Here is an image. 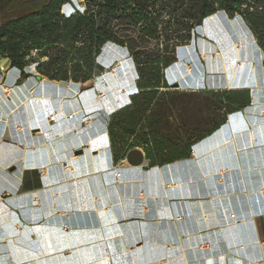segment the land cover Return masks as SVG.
Returning a JSON list of instances; mask_svg holds the SVG:
<instances>
[{"label": "crops", "instance_id": "crops-1", "mask_svg": "<svg viewBox=\"0 0 264 264\" xmlns=\"http://www.w3.org/2000/svg\"><path fill=\"white\" fill-rule=\"evenodd\" d=\"M215 15L237 21L253 40L247 47L239 43L244 53L238 51L232 65L251 64L256 86L245 89L250 101L244 109L174 162L170 146L156 151L159 159L152 162L140 144L146 161L139 167L126 163L129 151L116 152L105 115L128 107L129 97L118 92L92 111L88 83H72L77 93L67 89L56 97L62 87L43 83L35 66L26 80L11 71L10 85L21 81L27 92L32 82L42 83L43 94L28 105L0 104V264H264V115L253 96L264 89V54L240 16ZM202 31L197 39L214 42L217 51L237 39L220 30L213 40L205 23ZM196 40V58L212 53ZM177 57L164 70L169 84L234 87V74L210 72L205 59L199 60L201 83L187 78L185 87V72L173 71L182 63L179 51ZM52 114L61 122H50ZM233 114L240 115L242 130L229 121ZM79 149L83 155L75 154Z\"/></svg>", "mask_w": 264, "mask_h": 264}, {"label": "trees", "instance_id": "trees-1", "mask_svg": "<svg viewBox=\"0 0 264 264\" xmlns=\"http://www.w3.org/2000/svg\"><path fill=\"white\" fill-rule=\"evenodd\" d=\"M162 1L85 0L83 11L76 10L67 17L62 14V8L71 0H0L2 19L18 17L0 28V56L10 61V67L21 74V80L30 77L27 68L37 65L40 78L64 85L87 84L100 75L98 59L106 45L126 48L137 70L136 86L142 92L134 95L131 105L115 117L118 120L114 119L111 125L113 142L123 140V151L143 144L147 159L152 162L159 159L156 151L170 146V162H174L187 157L191 146L226 123L230 113L244 109L250 94L248 91L219 93V105L225 110L222 120L189 140L180 137L178 131L174 138L162 134L156 139V126L161 123L146 114L154 95L167 86L164 70L177 62L179 47L202 36L204 20L219 12L226 13L230 19L240 16L264 54V0H168L169 21L162 18L167 7ZM158 2L162 5L160 9H156ZM181 8L185 16L182 18L187 22L183 23L185 34L182 35L176 30L180 26L176 20ZM154 41L159 44L150 48V42ZM167 44H170V59L159 53V46L163 53L169 50ZM33 53L38 59L33 58ZM140 100L145 104L141 105ZM144 130L147 132L141 134ZM115 132L122 135L117 137Z\"/></svg>", "mask_w": 264, "mask_h": 264}, {"label": "rangeland", "instance_id": "rangeland-1", "mask_svg": "<svg viewBox=\"0 0 264 264\" xmlns=\"http://www.w3.org/2000/svg\"><path fill=\"white\" fill-rule=\"evenodd\" d=\"M162 2H163V5L164 4L167 5L165 13L162 14V18L165 21H169L170 20V1L163 0ZM84 3H85V0H71L69 4L65 5L62 8V14L69 17L76 10L83 11L85 9ZM160 8H162V5L160 4V2H158V7L156 9H160ZM213 16H217V15H213ZM182 17H185L183 8H181L178 11V18L176 20L180 23V26L178 28L176 27V30L180 31L179 33L180 35L185 34L183 23L184 25L185 23H187L186 20ZM229 22H237V21H229ZM202 34H203V31H202ZM228 37L230 38V36ZM242 40H241L242 43L243 42L249 43V40H250V43H252L253 41L251 38L248 39V36L245 34ZM196 41L197 43L199 41L202 46L208 47V49L212 52L211 53L212 55H206V56L200 55V57L196 58L195 54L192 53L193 46L195 44L194 41H192L187 46L179 47L177 51H179V57H180V60L182 61V64L180 65H182L183 69L181 68V70H184L185 74L187 73L186 74L187 77H185V79L182 81L185 84V87H190V86H187V78L191 79L190 82L193 81V78L195 79V81L198 78L197 82L201 79L200 77L202 76V65L199 62V60L204 62V59H205L207 61L208 63L207 66L210 72L220 73V71H222L223 72L222 74H224L225 73L224 59H227L228 57L232 59V57L234 56L236 57L239 56L238 50L235 47L239 41L237 39H234V37L228 39V42L226 43L227 44L226 47L224 49L222 48L221 50L218 49L219 51H217L215 43L212 41H209L208 39H199V40L197 39ZM158 44H159V41H154V42H150L149 46L150 48L152 47L155 48V46L157 47ZM167 45L169 46V50H166L165 53H163L162 48H160L159 46V49H160L159 53L166 55L167 58L170 59L172 58V55L170 53L171 52L170 44H167ZM116 48L120 49V51L118 52L125 53L126 57L128 58H126V60L123 62H119V59L117 58L110 59L112 56L110 52H107L104 55H102L103 54L102 53L101 54L102 57L101 58L99 57L98 59V67L100 69L99 77H97L95 81L90 82L86 86H84L87 89L91 90L93 93L92 95L94 96V102H93L94 107L92 108V111H96L97 107L107 104L109 101L108 100L109 98L111 99L113 96L118 94L117 87H115V89L113 88L110 90L105 89V91L103 88H101L100 85L102 81L107 77H110V78L112 77V79L114 78L113 84L115 86L120 84V86L122 85L126 87L124 94L129 97L128 105H131L132 97L134 95H137L138 93L142 92L141 90H138V88L136 87V81L138 79V76H137V70L134 65L133 59L128 55V51L126 48H123L120 46H117ZM165 48H166V45H165ZM171 50H172V47H171ZM33 58L38 59V56L36 55V53H33ZM220 60H221V64H220ZM177 61H178V57H177ZM34 66L36 67V72H37V65H32L31 67L27 68V70L31 72L32 74L35 73ZM260 67L261 68L263 67L261 62H260ZM5 69H6V66L0 61V104L3 105V107L6 106L7 104H10L12 108L13 106L11 103L13 102L16 103V101H19V103H21V106L26 103L28 105V103H31L36 98L38 99V97L35 95L43 94V91L41 89L42 83L34 84V82H32L34 91L33 89H30L27 92H24L18 87V84H20L21 81L17 82L18 84L15 83L16 85L14 86L10 85V83L7 82L6 79L7 77L11 78L10 74L12 72L7 73ZM226 74L230 76L233 74L235 75L234 76L236 78L235 85L234 87L232 86L228 87V86L223 85L222 90H217V89L215 90L213 89V87L212 89L207 88L204 90H196V89L184 90L181 88L180 83L174 82L180 85V88H174L173 86H171L174 83L169 84L165 79V81L167 82V86L161 87L159 91L154 95L155 100L151 102V104H149L148 110L150 111H148V113L146 114L147 116H150L153 121L161 123V124H157L158 126H156L157 127L156 128V132H157L156 139H159L162 136V134L169 136V137L171 136L174 138L176 137V134H178L176 133V131H178L179 132L178 135L180 137H182L183 139L185 138L189 140L192 137L209 130L214 124L220 122L223 116L225 115L224 108H222V106L219 105V101L217 97L219 93H229V92H234V91H240V89L242 91H246L245 90L246 88H252L256 86L255 85V70L251 64H246V65L244 64L243 66H241V68H239L238 63L235 62L233 63L230 72L229 73L226 72ZM222 76H225V75H222ZM44 80L46 81V82H43L45 84L49 85L51 83L46 78H44ZM56 84L62 87L60 88L59 86H57L56 97H64L66 90L69 89L68 87L69 85L72 84V82H70L68 85H64V84L57 83V82ZM188 84L189 85L191 84L192 87L198 88L196 84L195 85L192 83H188ZM84 87L81 86L80 88H84ZM48 92L49 90L46 89L45 94L48 95ZM98 96L100 97L102 96V97L98 98ZM140 104L144 105L145 102L140 100ZM109 111L112 112L111 110ZM117 114L112 115V116L105 115V117L107 120V125H106L107 130L109 131L111 135L113 146L116 152L120 153L125 148L124 141L121 139H118L117 142L114 143L112 139L114 136L111 132V125L114 119H116L115 121L118 120V118H115ZM59 117L60 115L57 117V119H59ZM229 121L235 122V124L238 125L239 129L242 130L244 124H243V121L240 119V115L233 114V116L230 117ZM158 130H161V131H158ZM118 131H120V129ZM146 132L147 131L144 130V132L142 131L141 134L146 133ZM115 134H118L117 137H119V135H122L120 132H115ZM195 145L196 144L191 146V150L195 147ZM81 151L82 150L79 149L75 152V154Z\"/></svg>", "mask_w": 264, "mask_h": 264}, {"label": "bare ground", "instance_id": "bare-ground-1", "mask_svg": "<svg viewBox=\"0 0 264 264\" xmlns=\"http://www.w3.org/2000/svg\"><path fill=\"white\" fill-rule=\"evenodd\" d=\"M204 23H205V30H206V34L211 38V39H213L214 40V36H215V34H217V32L218 31H220L221 30V32H223V37H225V36H232V35H236L237 36V40L239 41L240 39L242 40V38L244 37V34L245 35H247L246 34V32L244 31V29H243V27L239 24V23H237V22H229V20H227L225 17H221V16H211V17H209V18H207V19H205L204 20ZM213 33H214V36H213ZM220 34V33H219ZM220 35H222V34H220ZM221 39V38H220ZM239 41L238 42V44L235 46L236 48H237V50L238 51H241V49H240V45H239V43L240 44H242L244 47H247L248 46V42H243L242 43V41ZM206 45V44H205ZM251 46V45H250ZM117 46H115L114 44H108V45H106L105 47H104V49H103V54L102 55H104L105 53H107V52H110L111 54H112V56H111V58L110 59H119V62H123V61H125L126 60V58H128V57H126V54L125 53H123V52H118V51H120V49H118V48H116ZM243 47V48H244ZM251 49V48H250ZM245 50V49H244ZM242 52V51H241ZM254 52V51H253ZM242 53H244V52H242ZM102 55L100 56V58L102 57ZM206 55H211V54H205L204 56H206ZM129 63V62H128ZM132 63V62H131ZM182 64V63H181ZM231 67H232V59L230 58V57H228V59L226 60V59H224V71H225V73L224 74H226V72L227 73H229L230 72V70H231ZM132 68V67H131ZM181 68H182V65H177V66H175L174 67V69H173V71H177L178 72V74H182V71H184V70H181ZM186 68H188V67H186ZM131 71V70H130ZM229 71V72H228ZM187 72H189V71H187ZM132 73V72H131ZM122 74V73H121ZM187 74V73H186ZM114 79V78H113ZM112 79V77L110 78V77H107V78H105L103 81H102V83H101V88H103L104 89V91H105V89H115V87H117V85L115 86L113 83H114V80ZM198 79V78H197ZM212 79V78H211ZM112 80H113V82H112ZM212 82V81H211ZM134 84V83H133ZM131 85H132V83H131ZM229 85V84H228ZM237 86V85H236ZM118 88V92L119 93H121L120 94V97L122 98V99H127V95H125L124 93H125V88H123V89H120L119 87H117ZM69 89H70V91H73V92H75V93H77L78 92V88H76L75 86H72V85H70V87H69ZM236 89V88H235ZM108 90V91H109ZM64 91V90H63ZM61 92V91H60ZM253 96H254V99H255V101L258 103L257 104V106H262L263 108V110L261 111L262 113H261V115H264V89L260 92V89H254L253 90ZM120 98V99H121ZM91 101V100H90ZM124 101V100H123ZM109 102V101H108ZM113 107V106H112ZM111 108V107H110ZM113 109H115V108H112V109H110L112 112H113ZM232 117V116H231ZM50 118H51V116H50ZM65 119L67 118V117H64ZM64 118H63V120H64ZM234 121V120H233ZM232 121V122H233ZM59 122H61V121H59ZM90 123H91V121H90ZM233 124H234V122H233ZM89 125V124H88ZM99 127V126H98ZM263 127V126H262ZM97 128V127H96ZM79 129V128H78ZM242 137V136H241ZM244 137V136H243ZM246 137V136H245ZM244 137V138H245ZM92 138V137H91ZM96 140H98V139H95L94 141H96ZM93 141V142H94ZM242 142V141H241ZM90 144V143H89Z\"/></svg>", "mask_w": 264, "mask_h": 264}, {"label": "water", "instance_id": "water-1", "mask_svg": "<svg viewBox=\"0 0 264 264\" xmlns=\"http://www.w3.org/2000/svg\"><path fill=\"white\" fill-rule=\"evenodd\" d=\"M17 18L18 17L15 16V17L10 18L9 20H4L0 16V28L4 24L8 23L9 21H14ZM263 67H264V61H263ZM39 79L42 80V78H39ZM171 86H173L174 88H180V85L178 83H174ZM82 154H83V151L77 153V155H82ZM145 161H146V156H145L144 152L139 148H135V149L130 150L126 156V163L132 167H139V166L143 165Z\"/></svg>", "mask_w": 264, "mask_h": 264}, {"label": "built area", "instance_id": "built-area-1", "mask_svg": "<svg viewBox=\"0 0 264 264\" xmlns=\"http://www.w3.org/2000/svg\"><path fill=\"white\" fill-rule=\"evenodd\" d=\"M4 69V68H3ZM6 72L7 73H10L11 71H15V72H17V70H15V69H12L10 66L9 67H6ZM19 73V72H18ZM73 116L74 115H69V116H67V118H66V120H71V119H73ZM57 118V115L56 114H52L51 115V118H50V116L48 117V120L50 121V122H52V123H59V120L58 119H56ZM193 154L195 153L194 151L192 152ZM235 215H233V217H234Z\"/></svg>", "mask_w": 264, "mask_h": 264}]
</instances>
